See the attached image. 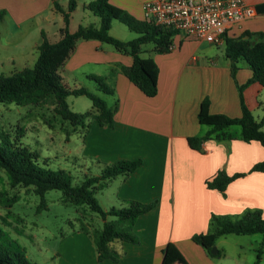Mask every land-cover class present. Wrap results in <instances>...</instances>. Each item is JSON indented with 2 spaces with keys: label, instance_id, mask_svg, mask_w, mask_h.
<instances>
[{
  "label": "crops",
  "instance_id": "0c3cea01",
  "mask_svg": "<svg viewBox=\"0 0 264 264\" xmlns=\"http://www.w3.org/2000/svg\"><path fill=\"white\" fill-rule=\"evenodd\" d=\"M55 1L63 8L69 2ZM147 1L154 0H108L138 21H146L143 3ZM244 1L254 8L255 15L234 26L226 33L228 37L244 31L264 34V0ZM75 2L74 12L89 14L83 9L89 0ZM57 16L61 15L53 10L52 0H0V26L4 31L6 27L11 32L22 31L20 39L26 38L30 30L39 31L40 38L32 46L35 50L42 41L41 33L49 43L59 40L61 28L52 29L53 40L43 28L54 25ZM109 33L123 42L135 39L116 25L113 27V23ZM17 39L12 35L8 40ZM211 46L177 34L169 53H151L148 57L158 67L157 95L147 98L119 70L132 64L131 57L95 40L77 42L61 70L63 85L77 88L88 75L103 78L113 90L111 97L116 107L112 128L101 127L94 120L89 122L88 131L83 134L82 153L105 164L141 159L135 172L108 181L106 187H115L113 194L118 206L126 200L156 202V206L134 223L132 231L137 244L111 245L116 263H98L88 236L74 230L50 256L51 264H220L191 241L193 235L208 231L211 215H240L250 209L259 210L264 218V173L250 172L254 164L264 160L260 144L238 139V127L227 130L235 137L233 140L206 141L199 151L187 144L188 138L202 136L207 130L197 120L205 98L210 114L240 117L238 87L252 75L245 62L239 60L232 77L223 44L218 45V54L213 53ZM66 80L72 81V87ZM242 96L255 120H264V87L252 84L243 89ZM219 170L227 175H245L231 182L223 196L205 186V181Z\"/></svg>",
  "mask_w": 264,
  "mask_h": 264
},
{
  "label": "trees",
  "instance_id": "16d2710c",
  "mask_svg": "<svg viewBox=\"0 0 264 264\" xmlns=\"http://www.w3.org/2000/svg\"><path fill=\"white\" fill-rule=\"evenodd\" d=\"M52 7L63 19V28L59 30V40L49 43L43 33L42 41L36 47V59L30 68H24L18 73L8 77L0 76V104H15L17 106L52 107L55 115L62 121L70 124L75 132L77 128L89 127V119L95 120L101 127H113V115L116 107H109L104 100L85 88L69 89L62 83L60 72L74 51L77 42L95 40L109 45L116 52L131 57L130 66L119 67L120 72L145 97L153 98L157 95L158 67L152 58H142V47L148 43L154 44L153 52L167 54L171 51L172 39L178 34L167 27L156 26L150 21H138L124 10L111 5L108 0H89L83 9L89 11L99 19L98 27L93 25L78 26L73 32L68 29L71 14L76 8L75 0H69L67 7L63 8L55 0ZM117 21L135 33V39L123 42L110 35L112 22ZM224 56L229 61L231 76L237 70L239 60L245 62L251 71V78L238 87L241 115L239 118H229L221 114L209 113V101L204 99L197 114L200 126L206 127L204 135L190 137L187 144L190 149L199 151L206 141L224 142L235 139L228 134L231 127H238V139L245 143L256 142L264 149V120L257 122L250 109L246 106L242 91L244 88L257 84L264 87V34L244 31L239 36L221 37ZM87 79L93 81L98 92L113 96V90L102 78L88 75ZM68 96H84L92 104L93 112L76 113L70 110L67 104ZM70 135L66 131V137ZM21 135L14 139L0 129V171L7 179L10 188L21 187L31 189L32 193L40 198L39 208L46 209L44 196L49 191H59L63 203L75 207H86L98 214L104 221L100 230L92 232V242L95 248L98 263L104 260L117 262L113 256L111 245L113 243L137 244L138 239L132 231L136 220L143 214L151 211L156 202L142 204L137 201H120V208H111L105 211L101 208L94 193L106 187L108 181L118 176H128L135 172L142 164L141 159L121 160L112 164H105L98 176L88 177L79 184L72 183L71 177L63 170H51L45 163L40 162L38 152L31 150L20 141ZM250 172L264 173V160L253 165ZM245 174L227 175L219 170L213 177L205 181L208 190H215L224 196L227 186ZM4 198L0 192V202L10 207L16 202ZM107 217L116 220L106 222ZM79 231L89 234L85 225ZM260 234L261 246L264 245V218L259 210H246L240 215H214L209 220L208 231L204 234H195L191 241L199 245L211 259L221 256L220 252L211 254L219 237L226 235L249 236ZM0 230V264H37L31 263L26 257L23 248L14 242L1 241ZM261 250L258 251L254 264L260 262Z\"/></svg>",
  "mask_w": 264,
  "mask_h": 264
},
{
  "label": "rangeland",
  "instance_id": "374dc122",
  "mask_svg": "<svg viewBox=\"0 0 264 264\" xmlns=\"http://www.w3.org/2000/svg\"><path fill=\"white\" fill-rule=\"evenodd\" d=\"M88 13L84 14L81 10L73 12L68 29L75 31L78 26L91 24L98 27V18ZM62 21V17L57 16L54 25H43L49 37L53 30L63 28ZM112 23L113 27L116 25L130 38L137 36L123 24L117 21ZM6 28L4 31V27L0 26V76L2 77L11 76L33 65L36 50L32 46L35 40L40 38L39 31L30 30L26 38L20 39L22 31L11 32L9 27ZM112 33L116 34L114 30ZM12 35L18 38L17 41L8 40ZM50 38L53 40L52 37ZM153 49L152 43L144 45L141 57L149 58L148 56L154 53ZM211 49L213 53L218 54L221 47L212 44ZM60 75H63L62 72ZM103 80L111 88L109 83ZM66 82L72 87V81L66 80ZM80 84L77 88H85L99 96L108 106H114L112 97L98 92L93 81L82 79ZM66 101L73 112H93L90 100L84 96H68ZM91 121L93 120L90 118L89 122ZM88 128H77V132H73L70 124L62 121L49 106L0 104V129L13 139L21 135L20 141L39 153L40 162L45 163L46 168L54 171L63 170L71 177L75 185L81 184L85 178L98 176L105 165L104 162L90 159L82 153L83 134L87 133ZM66 131L70 133L68 138ZM114 189V186H109L94 193V197L103 210L120 208L121 203L118 206L114 199ZM0 192L4 193L6 199L10 200L13 197L17 199L10 204V207L0 202L1 241L14 242L23 248L31 263L51 264L49 258L54 256L62 239L74 230H79L82 224L88 229L89 234L86 235L91 242L92 232L102 229L104 224L98 214L86 207H75L63 203L62 194L59 191L47 192L44 196L46 209L39 208L40 198L32 193L31 189L10 188L2 171H0ZM114 220H116L114 217H107L106 222ZM261 241L260 234L219 237L214 247L221 256L215 260L220 264H254L258 251L261 250L259 264H264V245L261 246Z\"/></svg>",
  "mask_w": 264,
  "mask_h": 264
},
{
  "label": "built area",
  "instance_id": "2783aa9c",
  "mask_svg": "<svg viewBox=\"0 0 264 264\" xmlns=\"http://www.w3.org/2000/svg\"><path fill=\"white\" fill-rule=\"evenodd\" d=\"M143 12L156 26L213 45H221L223 34L255 15L244 0H154L143 3Z\"/></svg>",
  "mask_w": 264,
  "mask_h": 264
},
{
  "label": "water",
  "instance_id": "95a60500",
  "mask_svg": "<svg viewBox=\"0 0 264 264\" xmlns=\"http://www.w3.org/2000/svg\"><path fill=\"white\" fill-rule=\"evenodd\" d=\"M216 253H217V250H216L215 247H213V248L211 249V254H216Z\"/></svg>",
  "mask_w": 264,
  "mask_h": 264
}]
</instances>
